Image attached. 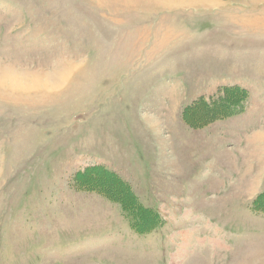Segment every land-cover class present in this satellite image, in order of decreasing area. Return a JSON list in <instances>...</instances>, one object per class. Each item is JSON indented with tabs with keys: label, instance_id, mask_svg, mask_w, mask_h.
Segmentation results:
<instances>
[{
	"label": "rangeland",
	"instance_id": "374dc122",
	"mask_svg": "<svg viewBox=\"0 0 264 264\" xmlns=\"http://www.w3.org/2000/svg\"><path fill=\"white\" fill-rule=\"evenodd\" d=\"M236 86L235 114L184 121ZM263 191L264 0H0V264H264Z\"/></svg>",
	"mask_w": 264,
	"mask_h": 264
},
{
	"label": "trees",
	"instance_id": "16d2710c",
	"mask_svg": "<svg viewBox=\"0 0 264 264\" xmlns=\"http://www.w3.org/2000/svg\"><path fill=\"white\" fill-rule=\"evenodd\" d=\"M236 87H225L219 90V94L212 98L199 97L191 105L183 109L184 121L191 127H202L217 118H224L235 114L247 97V90ZM79 173V174H78ZM76 173L75 180H79L80 186H91L94 190L119 202L132 220V228L139 233L151 232L158 226L160 214L153 208L146 206L135 194L131 187L116 173L108 172L104 168L89 167L85 171ZM106 174V175H105ZM108 179L102 187L94 176ZM107 175H112L110 179ZM119 186L121 190L117 187ZM126 189V190H125ZM255 210L264 211V191L253 200Z\"/></svg>",
	"mask_w": 264,
	"mask_h": 264
}]
</instances>
